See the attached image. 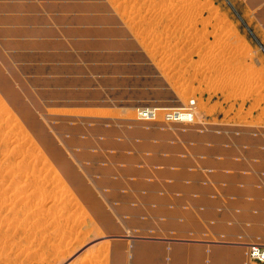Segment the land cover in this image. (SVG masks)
<instances>
[{
  "label": "rangeland",
  "instance_id": "obj_1",
  "mask_svg": "<svg viewBox=\"0 0 264 264\" xmlns=\"http://www.w3.org/2000/svg\"><path fill=\"white\" fill-rule=\"evenodd\" d=\"M27 1L35 3L39 18L47 17L48 0ZM67 5L84 19L71 27L102 30L96 38L83 39L85 47L122 36L124 50L114 54L134 67L135 74L127 79L136 77L124 88L136 84L137 95L144 93L147 101L134 107H49L44 96L48 88L37 82L41 75L19 72L16 80L3 76L0 264H137L132 249L138 244L161 246L167 259L185 257L191 251L174 248L191 243L208 245L201 250L206 253L212 246L230 248L226 256L224 251V256L218 252V258L234 255L244 264H258L247 255V246L264 249V230L244 224L236 217L240 212L227 210L225 205L237 194L229 196L223 191L240 178L264 176V160L246 155L249 140L256 141L264 152V29L257 20L263 0H58L52 15H65L62 9ZM12 14L7 12L4 17ZM2 27L9 28L8 24ZM28 27L17 23L13 29L20 32ZM49 28L69 55V60L58 56L51 61L83 67L90 64L78 56L77 40L63 37V26L53 23ZM10 40L0 38L4 44ZM133 42L137 50L128 51ZM128 52L136 54L133 57ZM2 57L12 62L7 51ZM60 78L54 77L51 83ZM187 103L193 104L191 122L163 121L162 110ZM156 108L154 117L139 116ZM164 134L165 142L160 139ZM198 136L207 148L228 151L231 157L207 159L195 149ZM145 142L158 149L164 144L174 146L183 153L145 152ZM113 145L123 149H113ZM176 161L184 167L174 165ZM222 162L239 168L220 169ZM164 169L200 176L202 187L211 191L208 201L217 203L215 214L224 212L227 217L203 216L202 202L192 207L184 201L180 210L190 213L193 220L178 221L185 224L182 233L175 220L171 225L165 218L152 220L150 213L157 204L154 193L166 196L169 211L182 197L181 192L172 190L173 180L156 177ZM146 196H152L153 201L146 204ZM198 198L190 195L191 200ZM123 200L128 205H122ZM131 220L136 221L133 227ZM234 246L237 252H233ZM85 255L93 257L91 262H82Z\"/></svg>",
  "mask_w": 264,
  "mask_h": 264
},
{
  "label": "crops",
  "instance_id": "obj_2",
  "mask_svg": "<svg viewBox=\"0 0 264 264\" xmlns=\"http://www.w3.org/2000/svg\"><path fill=\"white\" fill-rule=\"evenodd\" d=\"M4 1V2H3ZM49 4L46 7L47 17L39 18L38 13L35 11V3L28 2L27 0H0V38H11L8 43L0 42V74L4 76L5 79L10 78L11 80H16V76L20 72L23 76L27 75H41L37 82L40 87L48 88V92L44 93L46 100L49 102L47 106L49 107H62V108H101V107H134L137 104H141L147 101V97H137L136 84L131 83L124 88L127 81L135 82V78L127 79V76H132L135 74L134 67H131L128 63H123L120 61L119 54L115 55L114 51H122L124 48L121 43L120 38L122 36H117L119 40H114L112 42H105L96 45L93 48L85 47L86 38H96L101 33V29L87 30L82 27L73 28L71 23L79 26L84 19L74 15V7L67 5L62 9V13L65 15L53 16L52 13L55 11L56 3L58 0H48ZM264 2V0H263ZM32 5V6H30ZM33 9V10H32ZM78 9V6L76 7ZM81 11V8L78 10ZM7 12H13L14 15L10 17H4ZM30 13L29 17H24L23 13ZM35 13V19L32 20V13ZM257 20L262 25L264 29V5L257 13ZM44 21V22H43ZM21 23L28 25V29L22 30L20 32L14 31L13 27ZM57 24L63 26L61 33L63 37L70 39L74 38L77 40L78 56L82 60H90V64L86 66L81 65H67L66 63H59L57 61H51L53 57H62L69 60V55L64 51V49L59 46V40L54 39L51 35L50 24ZM4 24H8L9 28L4 29ZM17 32V33H16ZM14 33H16L14 35ZM109 34L108 32H105ZM2 43V44H1ZM131 48L129 50H137L135 43H130ZM3 51L8 52L9 58L12 62L6 60L2 57ZM132 56L136 52H128ZM50 62L48 66H43L44 63ZM82 63V61L80 60ZM95 63H108V65H95ZM123 63V64H122ZM32 69H36L32 71ZM54 77H61L56 84H52ZM7 79V80H10ZM34 83V81H33ZM99 88L105 91H100ZM117 88L116 90H114ZM7 88H4V90ZM120 99L127 100L126 103L121 102ZM148 134V133H147ZM149 137V135L147 136ZM151 137H149L150 139ZM160 139L165 142L166 135L160 136ZM198 148L197 151L204 152L207 159L215 160L216 158H224L228 160L230 155L228 151H218L219 154H213L212 148H207L203 144V137L198 136ZM248 145L250 150L246 152V155L253 153L260 154L259 156L252 157L254 159L264 160V152L258 149V143L256 141L249 140ZM121 147V146H120ZM145 152H164L168 154H182L183 151L174 146L162 145L158 149L156 146H152L150 143L145 142L143 145ZM111 148L119 150L123 148H118V146L113 145ZM230 151V150H229ZM248 158H251L248 156ZM177 167L183 168L184 165H180L179 161L174 163ZM220 169H237V165L220 163ZM253 167L256 168V165ZM182 169L181 171H183ZM156 177L161 179H171L174 183L171 185L172 190L182 193V197L175 200L173 204V209L171 211L167 210L170 205L167 201L166 196L160 195L159 192L154 193L156 198V210L150 213V218L152 220H158L159 218H165L166 224L171 225L172 221H176L179 226V233H182V227L185 222H192L193 217L190 213H186L180 210L181 205L184 201H188L192 207H196L199 202L203 203L204 212L203 216L212 215L214 219H225L227 214L222 212L215 214L214 210L217 203L211 204L207 196L211 194L208 188L202 187L200 182L202 178L197 174L190 172H177L173 173L168 169H164L156 173ZM214 179L219 176L213 175ZM190 180L192 183L190 185H185L183 181ZM235 184H239L242 188L236 187ZM224 190L225 195H236V199L228 202L225 207L231 212H240L236 217H240L244 220L245 215L250 218L260 219L261 216L264 217V176L255 175L252 178H240L238 182ZM254 187H259L258 189L250 190ZM197 194L199 198L196 200H191L190 195ZM153 197L146 196L145 203H150ZM239 202V204L234 207L233 204ZM122 205H128L125 200L122 201ZM133 219V218H131ZM190 219V221H188ZM183 220V224H179L178 221ZM130 226H134L136 221L131 220ZM256 224L261 230H264V222H257ZM244 224H250L246 221ZM138 229V228H137ZM181 229V230H180ZM175 230V229H174ZM145 231V229H144ZM150 245L153 250H162V247L156 244H144ZM202 247H208L204 244L191 243L184 246L181 244L174 248L178 251H191L185 257L177 255L176 257L172 255L161 259V264H217L221 258H217L218 252L228 251L229 249L223 248V246H212L208 249V253L213 249L212 254L202 252ZM229 252V251H228ZM227 254V253H226ZM229 254V253H228ZM209 255V257H208ZM224 255V254H223ZM214 256V257H213ZM223 264H244V261L232 255V257L225 259ZM246 264V263H245Z\"/></svg>",
  "mask_w": 264,
  "mask_h": 264
},
{
  "label": "built area",
  "instance_id": "obj_3",
  "mask_svg": "<svg viewBox=\"0 0 264 264\" xmlns=\"http://www.w3.org/2000/svg\"><path fill=\"white\" fill-rule=\"evenodd\" d=\"M148 115H152V117L156 116L154 111H145L139 114L142 118H146ZM193 116L194 112L191 104L182 105L181 108L162 110V119L166 124H186L192 121ZM247 255L258 264H264V249L259 246H247Z\"/></svg>",
  "mask_w": 264,
  "mask_h": 264
},
{
  "label": "water",
  "instance_id": "obj_4",
  "mask_svg": "<svg viewBox=\"0 0 264 264\" xmlns=\"http://www.w3.org/2000/svg\"><path fill=\"white\" fill-rule=\"evenodd\" d=\"M3 79V76L0 74V80ZM8 89H5L3 91H6ZM137 97H146V95L144 93L137 95ZM213 154H219L220 152H218L216 149L212 151ZM252 155L254 156H259L260 154L257 153H253ZM262 158H264V156H262ZM239 204V202H235L233 204L234 207H236ZM244 222L248 221L250 222V224H258L257 222H264V217L261 216L259 220H257L256 218H250L249 216L245 215V218L243 220ZM261 232V230L259 231ZM257 232V233H259ZM150 245H144V244H138L137 247L135 249V252L137 253L139 262L137 264H161V259L166 258V253L162 250H158L155 251L153 250ZM211 254L213 253V249L210 252ZM221 254H223V252H220ZM219 253V254H220ZM209 257V255H208Z\"/></svg>",
  "mask_w": 264,
  "mask_h": 264
},
{
  "label": "bare ground",
  "instance_id": "obj_5",
  "mask_svg": "<svg viewBox=\"0 0 264 264\" xmlns=\"http://www.w3.org/2000/svg\"><path fill=\"white\" fill-rule=\"evenodd\" d=\"M124 14V13H123ZM135 15V14H134ZM121 16H122V14H121ZM127 16V15H126ZM129 17V16H128ZM32 19H35V18H32ZM130 20V19H129ZM132 20V19H131ZM192 102V101H191ZM187 104H189V103H187ZM0 105H1V103H0ZM193 105V104H192ZM1 107H3V105H1ZM0 107V108H1ZM158 107V106H157ZM178 107V106H177ZM4 109V108H3ZM2 109V110H3ZM159 109L158 108H156V109H153V111H158ZM1 111V110H0ZM161 111V110H160ZM1 113V112H0ZM1 115V114H0ZM162 115V114H161ZM2 118V117H1ZM4 121V120H3ZM8 138V137H7ZM9 140V139H8ZM17 140H19V137H18V139ZM12 141V140H11ZM10 141V142H11ZM13 142V141H12ZM11 142V143H12ZM16 142V141H15ZM17 143V142H16ZM19 143V142H18ZM15 144V143H14ZM19 147V146H18ZM37 158H38V156H37ZM33 171L31 170V173H32ZM35 172V171H34ZM33 172V173H34ZM22 176V175H21ZM24 176V175H23ZM26 177V176H25ZM31 178V177H30ZM25 180V179H24ZM32 180V179H31ZM27 186V185H26ZM1 200H3V199H1ZM56 220V219H55ZM57 223V222H56ZM54 224V223H53ZM52 225V224H51ZM232 250H233V252H237L238 251V248H236L235 246L232 248ZM229 251V250H228ZM31 253V252H30ZM220 255H223V254H219V256ZM224 256V255H223ZM225 256H226V253H225ZM217 258H218V256H217ZM219 258H221V257H219ZM93 259V257L91 256V255H85L84 256V259L82 260V262H91V260ZM225 259H228V258H226V257H222L221 258V260H218L219 262L217 263V264H223V262H224V260Z\"/></svg>",
  "mask_w": 264,
  "mask_h": 264
}]
</instances>
